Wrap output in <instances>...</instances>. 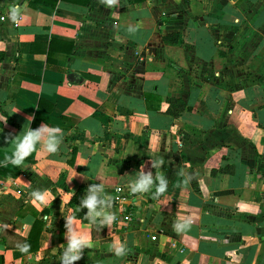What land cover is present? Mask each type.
I'll use <instances>...</instances> for the list:
<instances>
[{"label": "crops", "instance_id": "obj_1", "mask_svg": "<svg viewBox=\"0 0 264 264\" xmlns=\"http://www.w3.org/2000/svg\"><path fill=\"white\" fill-rule=\"evenodd\" d=\"M47 1L0 0V264H62L63 194L90 185L117 220L92 238L76 218L95 246L71 264H264V0ZM30 121L63 130L58 151L5 163ZM139 172L162 173L165 192L154 179L132 193ZM37 219L39 248L25 254Z\"/></svg>", "mask_w": 264, "mask_h": 264}, {"label": "clouds", "instance_id": "obj_2", "mask_svg": "<svg viewBox=\"0 0 264 264\" xmlns=\"http://www.w3.org/2000/svg\"><path fill=\"white\" fill-rule=\"evenodd\" d=\"M102 3L106 4L109 8L118 4V0H101ZM22 15V8L19 5L12 6L9 12V18L12 22L18 23ZM131 30V29H130ZM168 105H164L166 109ZM0 119L6 121V117L0 116ZM28 127L23 131L22 134L16 135L13 143L14 150L10 156L5 157V163H11L15 166L22 165L23 161L31 155L34 151H38L37 145H40L41 149L49 154L56 153L62 142L63 130L58 126H49L47 124H42L37 129H32ZM160 163H163V160H158L154 162V166H158ZM139 179H134L130 181L129 188L132 193H148L149 186L153 184V180L159 182V186L154 195L162 194L165 192L167 181L164 179L163 174L159 173L155 177L151 173L143 174L139 172L137 174ZM62 191V190H61ZM102 195L105 193L102 185H90L88 188L89 195L87 198L83 199L80 202V205L75 208L76 211H79L80 208H87L88 212L86 218L91 222H95L98 225H108L111 226L114 221L117 220V216L114 212L105 210L103 207L105 203L108 204L109 208L112 207V197L110 196L107 201L104 199L98 200L97 193ZM51 194L47 191L41 193L39 191L33 192L35 200H39L44 203H48V197ZM73 192L64 193L63 201L65 204L70 202ZM54 199V197H52ZM35 202V201H34ZM100 205V210H97V205ZM248 206L246 204H239L238 208L240 211H244ZM73 209H68V212H72ZM97 217H102L100 220H96ZM68 232L66 233L67 242L64 249L63 255L61 257L62 264H71L72 261L80 259L81 249L83 247L92 248L94 247V241L87 232H80L73 229L72 225L76 223V217L70 215L66 217ZM193 220L191 218H185L183 216L178 217V222L173 225L174 230L178 233L187 232L191 227ZM29 245L25 244L21 247L22 252H28ZM112 250L116 256H123L127 252L126 242H121L119 237L114 236L113 242L111 245Z\"/></svg>", "mask_w": 264, "mask_h": 264}, {"label": "trees", "instance_id": "obj_3", "mask_svg": "<svg viewBox=\"0 0 264 264\" xmlns=\"http://www.w3.org/2000/svg\"><path fill=\"white\" fill-rule=\"evenodd\" d=\"M38 1L39 0H34V4L37 3ZM46 2H49V1L46 0ZM55 4H56V0L51 1V6L54 7ZM178 38H179L178 34H173V35H170L169 37H164V41L166 43L168 42L171 44H176V43H178ZM145 98L146 99H151V98L153 99V98H156V96L153 94H147V95H145ZM177 103H178V100H170L171 107H173V105H174V108H175V110H173L171 108L168 110L172 116H178L179 113L182 110H184V107H185L184 104L183 103L177 104ZM0 171H2V170H0ZM84 191H86V189L84 187H80L78 189L77 193L71 198L68 205L70 206L71 209H73V215L77 219H80L84 223L90 224L89 219L86 218V214L88 212L87 208H80L79 211L75 210V208L80 205V202L83 199L87 198V196L89 195V193L87 192L86 197H84ZM100 219H102V218H96V220H100ZM91 223L92 224H90V225L92 228V238H96V231L99 230L101 233V229H102L101 226L102 225H98L94 221ZM42 227H43V222L41 220L37 219L34 222V224L32 225V228L30 230L28 238L16 237V238L20 239L19 244H18L19 249H21V247H23L25 244L30 246L28 252H23V253L28 254L30 252H35L38 250V248H39V235L41 233ZM104 227H105V225H103V229H104ZM1 239L8 248H13L12 246H14V245H11V243L14 242L13 240H12V242H9L5 236L1 237Z\"/></svg>", "mask_w": 264, "mask_h": 264}, {"label": "rangeland", "instance_id": "obj_4", "mask_svg": "<svg viewBox=\"0 0 264 264\" xmlns=\"http://www.w3.org/2000/svg\"><path fill=\"white\" fill-rule=\"evenodd\" d=\"M86 194H87V191H84V195H85V197H86Z\"/></svg>", "mask_w": 264, "mask_h": 264}]
</instances>
